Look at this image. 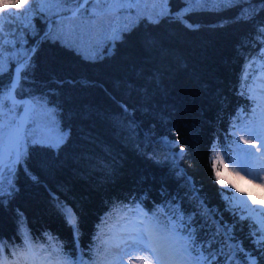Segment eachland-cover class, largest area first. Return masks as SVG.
Masks as SVG:
<instances>
[{
    "label": "trees",
    "instance_id": "trees-1",
    "mask_svg": "<svg viewBox=\"0 0 264 264\" xmlns=\"http://www.w3.org/2000/svg\"><path fill=\"white\" fill-rule=\"evenodd\" d=\"M183 6L181 0H170L173 13ZM239 11L235 7L193 12L186 17L187 23L198 26L192 29L167 17L159 23L145 18L123 39L96 52V59L60 40L41 41L49 20L43 16L34 20L36 33L25 39L26 47L36 45L37 51L19 97H44L48 107L57 111L53 124L58 131L70 132V137L59 151L29 146L26 163L31 176L21 167L16 181L19 191L7 208L0 205V240L6 242L7 260L12 262L13 249L17 257L24 251L17 210L37 247L47 243L44 233L51 232L64 242V251L72 259L77 257L72 229L53 197L79 216V246L87 261L92 260L89 249L101 217L110 213L104 224L107 233L106 224L122 209L120 205L134 207L143 200L150 213L166 198L178 195L184 198L185 210L193 211L185 180L163 160L165 150L159 140L165 135L179 139L187 149L181 167L208 207L219 209L224 221L233 222L225 211L211 160L215 149H227L240 113H249L253 106L238 94L241 76L245 64L264 47L256 32L264 13L256 22L244 23L237 22ZM5 27L15 31L18 25ZM153 40L159 46L147 47ZM14 67L11 62L7 73ZM216 140L219 146L213 147ZM154 151L159 163L149 159ZM248 232L247 221L242 228L237 226V237L252 250ZM56 259L53 256L52 263Z\"/></svg>",
    "mask_w": 264,
    "mask_h": 264
},
{
    "label": "snow or ice",
    "instance_id": "snow-or-ice-1",
    "mask_svg": "<svg viewBox=\"0 0 264 264\" xmlns=\"http://www.w3.org/2000/svg\"><path fill=\"white\" fill-rule=\"evenodd\" d=\"M149 2L154 0H0V205L7 208L19 191L16 181L21 167L25 174L31 176L26 163L30 145L40 144L59 151L70 137V132L63 130H59L55 136L45 135L41 131L42 126L55 123L57 115L56 109L49 108L44 97H33L29 101L18 99L23 91V83L33 68V57L37 51L36 45L26 47L25 36L36 33L34 20L38 16L50 21L49 29L40 38L41 41L60 40L64 46L85 53L86 58L96 59V49L108 41L123 39L124 33L131 32L145 18L149 23H159L162 18L167 17L192 29L198 26L187 23L186 17L196 11H219L239 7L237 22L244 23H254L258 15L264 13V0H257L255 3L251 0H181L184 6L174 13L170 8V0H155L164 7L146 14L147 10L142 5ZM36 3L42 6L38 9L33 7ZM53 17L55 27L52 26ZM14 24L18 27L15 31L8 32L10 38L6 40L5 26L11 28ZM256 32L257 38L264 44V20L256 25ZM158 46L155 40L147 42L149 48ZM11 62H15V68L8 74L7 66ZM254 65L259 71V75L255 77L252 72ZM238 94L252 102L254 117L257 107L260 108L259 121L254 127L249 125L230 130L234 137L238 132L252 137L245 139L240 136L239 140L233 141L235 157L225 149L229 163L235 165L239 171L230 170L229 164L225 163L219 152L211 160L214 179L221 186L220 195L225 211L233 218L231 224L223 220L219 209L208 207L205 199L200 196V190L187 175L186 169L181 167V161L188 155L187 149L179 139L172 140L165 135L159 140L165 150L163 160L170 163L178 178L185 180L194 204L193 211L185 210L184 198L178 195L171 199L166 198L150 213L142 206L143 200L136 202L134 207L120 205L126 211L123 225L114 234L115 242L101 240L105 221L110 215L105 213L101 217V223L96 226L97 232L89 249L92 260L87 261L79 246V216L70 205L60 201L58 197H53L57 211L72 229L77 257L72 259L64 251V242L51 232L44 233L47 243L37 247L38 241H33L23 214L17 210L24 236V251L17 257L13 249L11 264H52L53 256L57 257L55 264H124L123 257L132 256L134 253L142 254L135 255L128 264H264V198L257 200L238 187L232 179L227 178L235 176L258 188H264V175L259 174L264 171V153L257 157L252 149L243 148L240 144V141L251 144L256 152L264 148V47L245 64ZM121 107L127 115V107ZM21 108L22 112L19 111ZM241 111L242 109L238 110V114ZM256 142H259L260 147H256ZM218 146V140L214 141L213 147ZM157 155L154 151L149 159L159 163ZM31 178L36 179L34 176ZM245 221L248 222L247 238L253 246L252 250L246 249L243 241L236 235L237 226L242 228ZM5 244V241L0 240V264H6L7 258L3 256ZM113 249L118 250L119 254L109 258ZM41 252L47 255L41 257Z\"/></svg>",
    "mask_w": 264,
    "mask_h": 264
},
{
    "label": "rangeland",
    "instance_id": "rangeland-1",
    "mask_svg": "<svg viewBox=\"0 0 264 264\" xmlns=\"http://www.w3.org/2000/svg\"><path fill=\"white\" fill-rule=\"evenodd\" d=\"M41 6L42 5L40 3H36L33 5V7L37 8V9L40 8ZM89 7H91V6H89ZM142 7L147 10L146 14H151L153 9L158 11L159 9L164 7V5L159 3V2H155V0H154V2H149L146 5H142ZM54 20H55V17L52 18V21H53L52 26L53 27H55ZM49 25H50V21H49ZM9 31H10V29L5 27V39L6 40L10 38L8 36ZM111 44H112V41H108L105 44H102L98 49H96V52H101V50H103L105 47L106 48L110 47ZM5 55H7V52L5 53ZM252 72H253V77L259 75V71H258L256 65L253 66ZM251 83H252V79L250 81V84ZM252 109H253V106H252L249 113H246V112L240 113L241 117L239 119V122L237 123L236 127L232 131L239 129V128H242V127H245V126H249V125L254 127L258 123L259 115H260V108L257 107V114L255 117L253 116ZM41 129H42L43 133H45V135H48V136H55L58 132V129L56 128V126L53 123H48L46 126H42ZM240 136H244L245 139H252V137L248 136L244 132H238V134L235 137L232 135L231 140L228 143L227 149L233 155V157L236 156V148H235V144L233 143V141L239 140ZM240 144L243 146V148L252 149V151L257 155V157H259L261 153H264V148H260V152H256V148H254L253 145L244 144L243 141H240ZM256 147H260L259 142H256ZM216 152H219L221 154V157L224 159L225 163L229 164L230 170L239 171V169L236 168L235 165L229 163L228 156L225 155V150L223 151L221 149H215L214 155ZM214 155H213V157H214ZM220 170L223 172L222 168ZM259 174L264 175V171H261ZM241 175H246V173H241ZM227 178L232 179L233 182L236 183L238 187L243 188L245 190V192L250 193L257 200L264 198V188H258L253 184H249L247 182V180H241L235 176H228ZM250 178L251 177H249V179ZM232 191L234 192L235 190L233 189ZM237 195H239V193H237ZM249 203H251V202L249 201ZM253 207H259V205H253ZM125 211H126V209H123V208L116 210V212H115L116 216L106 224L107 225V233L104 232V234L101 236V240L106 239V240H109L110 242H115L116 237L114 234L118 233L120 227L124 223L123 217L125 215ZM118 254H119L118 250L113 249L111 256L109 258H112ZM141 254L142 253H134L132 256H124L123 257L124 264H128V261L130 259H134L135 255H141ZM52 264H55V262H53Z\"/></svg>",
    "mask_w": 264,
    "mask_h": 264
},
{
    "label": "water",
    "instance_id": "water-1",
    "mask_svg": "<svg viewBox=\"0 0 264 264\" xmlns=\"http://www.w3.org/2000/svg\"><path fill=\"white\" fill-rule=\"evenodd\" d=\"M15 68V67H14ZM19 100L21 101H29L28 97L22 96V97H18ZM179 150V149H178Z\"/></svg>",
    "mask_w": 264,
    "mask_h": 264
},
{
    "label": "bare ground",
    "instance_id": "bare-ground-1",
    "mask_svg": "<svg viewBox=\"0 0 264 264\" xmlns=\"http://www.w3.org/2000/svg\"><path fill=\"white\" fill-rule=\"evenodd\" d=\"M19 111H20V112H22V111H23V109L21 108Z\"/></svg>",
    "mask_w": 264,
    "mask_h": 264
}]
</instances>
